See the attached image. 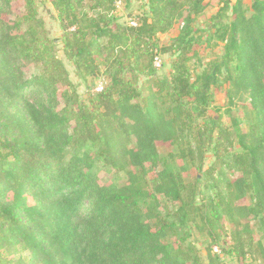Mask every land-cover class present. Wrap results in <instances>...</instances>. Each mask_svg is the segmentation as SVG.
Segmentation results:
<instances>
[{"label":"trees","instance_id":"trees-1","mask_svg":"<svg viewBox=\"0 0 264 264\" xmlns=\"http://www.w3.org/2000/svg\"><path fill=\"white\" fill-rule=\"evenodd\" d=\"M116 1L125 0L49 1L75 75L102 67L105 76L81 101L35 0H0V264H203L180 229L217 236L226 220L227 252L243 257L253 242L242 221L264 225V0H220L210 32L194 26L206 0H146L134 28L113 15ZM212 41L222 55L192 75L197 49ZM168 53L170 72L157 78L153 58ZM140 76L150 79L144 98ZM222 88L229 106L247 103L252 116L236 128L239 152L208 116ZM160 146L172 152L162 157ZM209 148L220 175L238 177L207 186L208 204L198 205ZM96 165L124 172V184L101 185ZM190 170L195 182L183 178ZM158 196L178 207L162 214Z\"/></svg>","mask_w":264,"mask_h":264},{"label":"rangeland","instance_id":"rangeland-1","mask_svg":"<svg viewBox=\"0 0 264 264\" xmlns=\"http://www.w3.org/2000/svg\"><path fill=\"white\" fill-rule=\"evenodd\" d=\"M50 0H35L38 6V15L43 19L45 29L48 33V37L55 41L56 56L61 60L63 66L65 67L68 79L73 84L74 90L79 97V100H86L87 94H96L94 93V87L96 84L103 80L105 82V76L102 73V67H99V74L97 76H84L77 77L75 75L74 68L72 63L67 60L62 52V45H60V39L62 36L61 30L59 29L56 13L53 10L52 6L49 3ZM230 4H233L235 0H229ZM205 6L204 10L200 15L196 17L194 22L195 28H198L203 31H209L212 26V21L220 19L217 17V12L220 5V0H206L203 3ZM146 0H125L122 1L119 8H116L113 12V15L116 16L118 22L125 25L127 18L135 17L140 19L143 16L144 11L146 10ZM230 10L224 12L223 21H230ZM126 26V25H125ZM212 30V29H211ZM180 31V27L175 24L172 28L165 34H158V40L161 44H165L168 40H171L176 36ZM207 32L204 33V39L208 36ZM215 44V45H214ZM198 59L190 62V70L192 75L200 72L206 65V63L214 58H219L222 55V45L212 41L208 46L203 43L198 49ZM162 59V67L160 70H155V76L157 78L166 77L170 72V62L172 57L170 53L160 54ZM36 67L29 66L24 71L26 76L35 74ZM150 82V79L143 78L140 76L138 78L137 87L141 92L143 98L147 95V85ZM226 86H223L225 88ZM221 89V92L216 93L214 98V103L208 111V116L215 118L220 121V123L225 126L231 133V138L234 140L233 152H239L238 147L235 144L236 138V128L241 131L247 130L249 122L251 120V114L249 108L246 107L247 103H236L235 105L229 106L227 104V99L223 92L224 89ZM230 112V113H229ZM234 119V122L230 118ZM236 125V126H235ZM158 152L162 157H165L169 152H172V148L167 146L158 147ZM212 170L208 174H205V171H208L209 168ZM96 171L100 179V184L110 185L115 184L117 186H122L125 182L124 172L116 171L115 169L100 168V165H96ZM220 167L217 160L212 155L211 148L205 153L203 160V170L200 172V180L196 182V187L198 190V195L196 202L198 205L208 204V199L211 197V192L207 190V186H213L214 189H222L224 182L226 180L232 181L238 174H231L223 172L222 175L219 173ZM196 176L195 170H190L188 173L183 174V178H186V181L195 182L194 178ZM159 207L158 210L164 214L165 210L172 212L178 207V204L167 203L164 198L158 196ZM238 204L250 205L249 201L246 199L238 201ZM248 224L249 235L243 234L242 237L247 238L248 236L252 239V247L250 253H245V255L238 256L235 253L229 254L227 251L232 250V241H231V232L230 227L227 224V221L224 220L223 231L215 230L214 232L217 236L208 234L205 230H197L193 227L186 229H180L179 236L186 238L184 241L185 245H190L194 247L198 254L200 255L203 264H264V225L259 220L251 221H242V225ZM214 237V238H213ZM213 248L217 249V253L212 251ZM207 250H210V258L207 257Z\"/></svg>","mask_w":264,"mask_h":264},{"label":"built area","instance_id":"built-area-1","mask_svg":"<svg viewBox=\"0 0 264 264\" xmlns=\"http://www.w3.org/2000/svg\"><path fill=\"white\" fill-rule=\"evenodd\" d=\"M121 5V2L120 1H116L115 2V6L116 8H119V6ZM125 24L126 26L128 27H131V28H134L137 26V19L135 17H130V18H127L126 21H125ZM153 68L155 70H160L161 67H162V59H161V56L156 54L155 57L153 58ZM103 86H104V82L103 80H100L96 86L94 87V93H100L103 89ZM212 251L214 253H217V249L216 248H213Z\"/></svg>","mask_w":264,"mask_h":264}]
</instances>
